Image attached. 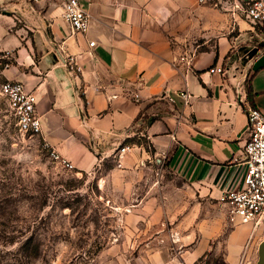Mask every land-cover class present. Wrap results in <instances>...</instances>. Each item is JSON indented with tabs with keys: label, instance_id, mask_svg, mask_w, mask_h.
I'll return each mask as SVG.
<instances>
[{
	"label": "crops",
	"instance_id": "1",
	"mask_svg": "<svg viewBox=\"0 0 264 264\" xmlns=\"http://www.w3.org/2000/svg\"><path fill=\"white\" fill-rule=\"evenodd\" d=\"M212 1L81 0L90 27L73 33L63 0H0V50L12 53L4 78L35 91L44 141L80 172L118 163L119 149L130 145L120 167L167 162L194 192L186 200L197 203L193 210L165 212L177 255L156 246L158 229L136 255L102 264H213L204 257L220 248L217 211L246 172L248 87L264 112V34L235 7L247 0ZM69 56L81 70L68 65ZM214 66L224 73L211 72ZM197 208L214 211L206 216L211 225ZM163 217L159 209L151 214L158 224ZM240 250L235 229L225 264H239Z\"/></svg>",
	"mask_w": 264,
	"mask_h": 264
},
{
	"label": "rangeland",
	"instance_id": "2",
	"mask_svg": "<svg viewBox=\"0 0 264 264\" xmlns=\"http://www.w3.org/2000/svg\"><path fill=\"white\" fill-rule=\"evenodd\" d=\"M193 194L167 162L153 158L129 168L107 159L88 172L66 169L40 135L19 130L0 99V264H102L120 253L136 255L158 229L163 232L156 246L177 255L173 220L165 212L193 210L197 203L190 207L186 201ZM158 209L164 212L159 224L151 219ZM197 211L211 225L206 216L214 211ZM218 213L223 216L215 238L220 248L204 261L225 264V241L236 229L239 264H256L264 220L255 228L231 220L226 205Z\"/></svg>",
	"mask_w": 264,
	"mask_h": 264
},
{
	"label": "built area",
	"instance_id": "3",
	"mask_svg": "<svg viewBox=\"0 0 264 264\" xmlns=\"http://www.w3.org/2000/svg\"><path fill=\"white\" fill-rule=\"evenodd\" d=\"M213 2L212 0H199ZM244 17L254 29L264 34V0H247L245 3H236ZM63 17L71 25L72 32H86L90 27L91 14L82 6L81 0H63ZM94 45V42H91ZM191 55L190 59H192ZM10 51L0 50V99H3L13 112L17 126L22 133L40 135L42 122L37 110L38 97L35 91L29 90L26 85L17 80L4 78V70L11 65ZM68 65L74 70H81L76 57L69 56ZM211 72L224 73V68L214 66ZM184 103L188 105L191 93L184 89L179 93ZM139 97L138 94L135 95ZM248 139L244 145L246 172L242 187L227 191L222 200L228 208L231 220L241 224L252 223L256 228L264 220V112L250 106L248 111ZM46 146L52 157L63 167L75 169L74 164L62 156L47 141ZM131 150L130 145H124L118 152V164L126 152Z\"/></svg>",
	"mask_w": 264,
	"mask_h": 264
},
{
	"label": "water",
	"instance_id": "4",
	"mask_svg": "<svg viewBox=\"0 0 264 264\" xmlns=\"http://www.w3.org/2000/svg\"><path fill=\"white\" fill-rule=\"evenodd\" d=\"M259 258L256 264H264V240L261 241L258 249Z\"/></svg>",
	"mask_w": 264,
	"mask_h": 264
},
{
	"label": "trees",
	"instance_id": "5",
	"mask_svg": "<svg viewBox=\"0 0 264 264\" xmlns=\"http://www.w3.org/2000/svg\"><path fill=\"white\" fill-rule=\"evenodd\" d=\"M248 99H249V101H250V104H251L253 107H255L254 93L252 92V90H251L250 87H248ZM143 140H144V139H143ZM137 142H138V143H141V142H142V139H139Z\"/></svg>",
	"mask_w": 264,
	"mask_h": 264
}]
</instances>
